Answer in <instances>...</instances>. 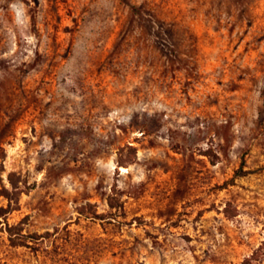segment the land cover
I'll return each instance as SVG.
<instances>
[{"label":"rangeland","instance_id":"374dc122","mask_svg":"<svg viewBox=\"0 0 264 264\" xmlns=\"http://www.w3.org/2000/svg\"><path fill=\"white\" fill-rule=\"evenodd\" d=\"M0 264H264V0H0Z\"/></svg>","mask_w":264,"mask_h":264},{"label":"trees","instance_id":"16d2710c","mask_svg":"<svg viewBox=\"0 0 264 264\" xmlns=\"http://www.w3.org/2000/svg\"><path fill=\"white\" fill-rule=\"evenodd\" d=\"M9 179H10V182H11V184L13 186V189L12 190L5 189L3 195L9 201L8 209L10 211V210H14L15 209L16 206L12 207V205H13V203L17 204L19 202L20 195L22 194V192L24 190L22 188H20V186L18 184V176H17L16 173H10ZM117 201L118 200L115 198V196L109 195L108 203H109V206L111 208H114V207H117V206H122V203L120 204V202H117ZM14 231H16L19 235L24 236V234H22L20 232V229H18L16 226H14V227L12 226V227L8 228L9 236H10L11 239H13Z\"/></svg>","mask_w":264,"mask_h":264}]
</instances>
